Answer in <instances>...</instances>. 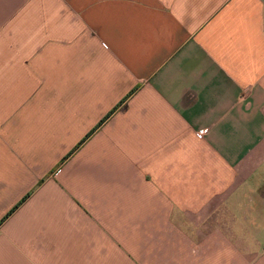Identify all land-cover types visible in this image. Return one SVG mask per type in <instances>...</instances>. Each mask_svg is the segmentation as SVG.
<instances>
[{
    "label": "crops",
    "instance_id": "obj_1",
    "mask_svg": "<svg viewBox=\"0 0 264 264\" xmlns=\"http://www.w3.org/2000/svg\"><path fill=\"white\" fill-rule=\"evenodd\" d=\"M256 173L264 0H0V264H264Z\"/></svg>",
    "mask_w": 264,
    "mask_h": 264
},
{
    "label": "rangeland",
    "instance_id": "obj_2",
    "mask_svg": "<svg viewBox=\"0 0 264 264\" xmlns=\"http://www.w3.org/2000/svg\"><path fill=\"white\" fill-rule=\"evenodd\" d=\"M261 180V181H260ZM250 182H251V185L253 183V187H252V190H249L250 191V194L253 195L255 192L258 193V187L260 185V187L263 189V184H264V178L262 177H259V173H256L255 176L253 177V179H250Z\"/></svg>",
    "mask_w": 264,
    "mask_h": 264
},
{
    "label": "trees",
    "instance_id": "obj_3",
    "mask_svg": "<svg viewBox=\"0 0 264 264\" xmlns=\"http://www.w3.org/2000/svg\"><path fill=\"white\" fill-rule=\"evenodd\" d=\"M109 114V113H108ZM103 120V119H102ZM101 122V121H100ZM68 156V154H66L64 157H63V159H65L66 157ZM25 197H23L22 199H21V201L24 199ZM20 201V202H21ZM19 204V203H18ZM17 206V204L10 210V211H12L15 207Z\"/></svg>",
    "mask_w": 264,
    "mask_h": 264
},
{
    "label": "built area",
    "instance_id": "obj_4",
    "mask_svg": "<svg viewBox=\"0 0 264 264\" xmlns=\"http://www.w3.org/2000/svg\"><path fill=\"white\" fill-rule=\"evenodd\" d=\"M201 131H202V129H201ZM201 131H200V132H201Z\"/></svg>",
    "mask_w": 264,
    "mask_h": 264
}]
</instances>
